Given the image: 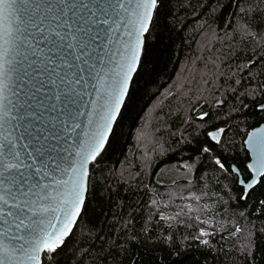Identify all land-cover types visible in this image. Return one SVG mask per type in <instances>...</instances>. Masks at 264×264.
I'll return each instance as SVG.
<instances>
[{
  "label": "snow or ice",
  "instance_id": "snow-or-ice-1",
  "mask_svg": "<svg viewBox=\"0 0 264 264\" xmlns=\"http://www.w3.org/2000/svg\"><path fill=\"white\" fill-rule=\"evenodd\" d=\"M170 4L0 0V264H57L66 252L73 254L74 264L77 258L85 264V253L68 238L88 211L94 173L119 141L123 109L134 100L148 66L150 38L161 18L171 15L165 11ZM254 18L241 26L244 35L252 36ZM259 27L264 30V23ZM229 78H234L229 87L236 103L225 111L226 98L216 99V110L193 109L194 115L184 119L189 129L177 143L192 151L180 167L186 177L210 169L227 181L230 199L247 205L254 198L264 215V52H253ZM233 116L235 125L229 122ZM82 117L87 118L83 130ZM241 125L252 129L239 141L243 157L229 136ZM185 207L189 216L201 210ZM194 219L207 228L181 239L171 234L157 238L153 248H160L161 256L153 259L184 264L188 249L198 244L206 264L215 226L199 215ZM149 239L147 234L114 233L87 258L96 264H147L132 250L147 247ZM257 252H264V229L249 230L240 245L246 264H257Z\"/></svg>",
  "mask_w": 264,
  "mask_h": 264
},
{
  "label": "trees",
  "instance_id": "trees-1",
  "mask_svg": "<svg viewBox=\"0 0 264 264\" xmlns=\"http://www.w3.org/2000/svg\"><path fill=\"white\" fill-rule=\"evenodd\" d=\"M244 10H249L247 17ZM165 11L171 15L161 18L152 33L148 66L137 83L133 102L123 109L119 141L94 173L97 183L88 211L69 240L85 253V264H96L87 258V252L97 253L109 235L126 231L129 235L140 233L143 238L147 234L148 246L132 251L147 264H167L166 260L153 259L161 256L153 242L170 234L178 239L198 234L200 227L207 228L194 219L199 215L213 223L216 232L206 264H246L240 245L249 230L258 233L264 229L261 209L254 198L247 205L230 199L232 194L224 186L227 181L222 176L217 179L210 169L188 178L177 176L178 168L183 169L182 161L192 151V146L177 141L180 133L189 129L184 119L194 115L193 109L216 110V99L226 98L227 104L221 106L225 111L227 105L236 103L229 87L234 78L229 77L237 65L253 57V52L257 56L264 52V30L259 27L264 23V0H171ZM253 16L252 36H246L241 26L246 27L245 20ZM229 122L235 125L236 117ZM251 130L241 125L229 133L235 137L241 157L239 141ZM188 204L201 210L189 216ZM161 215L175 219L162 220ZM198 247L193 244L188 249L184 264H203L205 257ZM262 256L264 252H257V264H264ZM57 264H74L73 254L66 252ZM75 264H79L78 258Z\"/></svg>",
  "mask_w": 264,
  "mask_h": 264
},
{
  "label": "water",
  "instance_id": "water-1",
  "mask_svg": "<svg viewBox=\"0 0 264 264\" xmlns=\"http://www.w3.org/2000/svg\"><path fill=\"white\" fill-rule=\"evenodd\" d=\"M111 47H112V49L114 50L115 47H116V45H112ZM89 91H91L90 88H89ZM93 98H95V93H93ZM87 100H88V97L86 96V97H85V101H87ZM82 120L84 121V123H83V125H82V129H81V130H83V129L86 127L87 118H86V117H82ZM251 131H252V130H251ZM78 221H79V219H78ZM78 221H77V223H78ZM75 227H76V226H75ZM75 227L73 228V231H74ZM68 239H69V238H68Z\"/></svg>",
  "mask_w": 264,
  "mask_h": 264
},
{
  "label": "rangeland",
  "instance_id": "rangeland-1",
  "mask_svg": "<svg viewBox=\"0 0 264 264\" xmlns=\"http://www.w3.org/2000/svg\"><path fill=\"white\" fill-rule=\"evenodd\" d=\"M179 170H177V176H179V175H181V176H183V177H186L185 175H184V173H185V170L184 169H180V168H178ZM174 174V173H173ZM188 178V177H187Z\"/></svg>",
  "mask_w": 264,
  "mask_h": 264
}]
</instances>
